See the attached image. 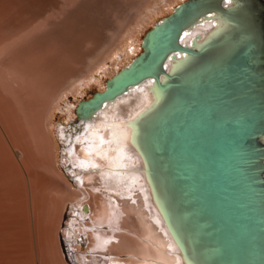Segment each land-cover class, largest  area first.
Listing matches in <instances>:
<instances>
[{"label":"bare ground","instance_id":"bare-ground-1","mask_svg":"<svg viewBox=\"0 0 264 264\" xmlns=\"http://www.w3.org/2000/svg\"><path fill=\"white\" fill-rule=\"evenodd\" d=\"M47 1L36 0L34 5L31 4L33 0H26L25 7L21 4V9L14 11L0 6V99L5 104L9 102L8 109L14 117L10 119V110L7 113L0 107V122L9 132L13 130L15 122L30 131L31 125L35 133H39L43 119L39 117L41 122L31 119L28 109L35 104L33 112L38 118L41 104L47 102V97L55 95L65 83V86L68 85L66 88L70 85V88H74L73 92L79 95L87 91L85 88L90 89L92 81L105 87L107 81L102 80L101 72L107 69V61L92 71L89 69L93 63L90 62L92 52L99 51V48L103 52L107 50L104 59L112 61L114 70L126 55L128 63H124L127 66L137 47L141 46V33H145L146 26L158 21L163 13L174 9L181 0H69L76 2L73 4L75 6L60 17L62 21L59 24L51 25L47 32L27 38L31 30L29 19L37 18ZM221 4L232 9L233 14H197L177 36L179 44L191 48L218 40V45L195 64L201 63L193 73L199 78H204L208 70L219 66L247 41H259L260 9L257 4L238 5L234 0H221ZM103 8L122 9L120 15H116L114 27L105 28L110 18L106 17ZM22 12L27 14L26 18L25 15L20 17ZM83 43L92 45V48L83 50ZM190 64L189 55L179 51L168 52L161 62L168 74L185 70ZM85 67L91 71L88 72ZM159 80H164V76L160 75ZM262 87L264 79L253 91L258 92ZM33 89L46 99L39 100L33 94ZM261 96L264 99V92H261ZM167 97L168 93L159 90L154 79L148 77L92 108L81 109L78 125L69 124L67 127L58 124L56 133L61 136V157L64 160L62 173L73 190L80 191L78 201L71 204L70 220L64 230L67 234L63 235L64 238L61 236L67 248V257L74 264L77 261L69 248L72 233L76 230L74 225H81L78 217L85 220L92 213V196L86 190L96 185H100L99 192L104 189L117 199L130 197L136 202L131 204L127 200L136 214L144 243V247L132 254L135 264H230V258L216 252L213 244L204 238L199 226L200 219L196 218L184 190L173 177L171 159L156 149L154 116ZM258 140L264 146V133ZM24 146V143H20V149L26 152ZM73 152L77 154L76 158L72 156ZM39 179L43 188L46 185L56 187V182L53 183L48 177L39 176ZM84 227L90 230L93 226ZM43 240L39 236L42 257L49 252L46 253L48 246ZM110 261V264H114V257Z\"/></svg>","mask_w":264,"mask_h":264},{"label":"water","instance_id":"water-1","mask_svg":"<svg viewBox=\"0 0 264 264\" xmlns=\"http://www.w3.org/2000/svg\"><path fill=\"white\" fill-rule=\"evenodd\" d=\"M234 1L258 5V42L247 41L204 78L193 75L218 40L184 46L177 42L181 29L197 14L231 16L233 10L221 0H184L144 34L141 52L78 109L153 78L168 93L154 116L156 149L171 159L173 177L200 219L204 238L230 264H264V146L258 140L264 133V87L253 91L264 79V0ZM176 51L189 55L190 67L168 74L161 62ZM58 241L64 260L74 264L61 236Z\"/></svg>","mask_w":264,"mask_h":264},{"label":"rangeland","instance_id":"rangeland-1","mask_svg":"<svg viewBox=\"0 0 264 264\" xmlns=\"http://www.w3.org/2000/svg\"><path fill=\"white\" fill-rule=\"evenodd\" d=\"M28 1L32 2V0ZM35 1L33 0L31 4L35 5ZM183 1L181 0L180 3ZM44 3L47 5H42L43 8L40 15H37V18L29 19L31 30L27 33V38L35 34L39 35L42 32H47L50 27L59 24L62 21L60 17H63L65 13L71 10L75 6L73 4L76 2L49 0ZM21 4L25 7L26 0H0V6L12 8L13 11L14 9L19 10ZM122 7L125 6L123 5ZM103 9L106 17L110 18L107 20L105 28H111V25L114 27L116 15H120L122 9H118V11L113 8ZM172 11L173 9H169V11L163 13L159 20ZM23 12L20 17L22 18L25 15L24 18H26L27 14ZM155 23L147 25L145 33ZM145 33H141V38H143ZM82 46L83 50L92 48V45H88V43H83ZM141 50V46L137 47L131 60ZM94 53H96V56ZM106 56L107 50L105 49L104 52L100 48L97 52L93 51L91 54V58H93H90V62L93 63L90 65L91 68L89 67L93 71L94 67L96 68L103 61H107L105 65L107 68L105 70L107 71L104 70L106 73L104 71L101 72L102 80L105 82L128 63L125 59L126 55H124L122 57L123 63L121 62L120 66L114 70L112 61L104 59ZM96 57L97 59H95ZM69 61L67 62L68 64ZM70 64L73 65L71 62ZM87 65H89V61ZM87 67H85V70ZM91 70L88 71L87 68L88 72ZM66 84L62 85V88ZM67 86L63 89L60 87L54 93L55 95L47 97L49 98L47 99L49 102L41 104L39 113L37 112L40 114L38 118L33 112L35 104H32L33 107L28 109L31 119L35 121L38 119L40 122L43 119L39 128L41 133H35L31 125L29 128L32 132L26 130L24 127L25 131L22 130L20 122V124L16 123L17 126L15 122L14 124L11 123V125L13 124V130L9 132L0 122V264H48L50 262L52 264H68L63 258L58 238L67 234L64 230H66V224L70 220L71 204L78 201L80 191L73 190L70 181L62 173V162L64 160L61 157V136H57L56 131L58 124L60 126L67 125V127H69V124H73V126L78 125L81 120L79 118V103L89 99L95 92L103 90L104 87L92 81L90 89L85 88L88 92L86 91L79 95L73 92L74 88H70V85L66 88ZM35 89H33L35 91L33 94H36L39 100L41 98V101H43V98L46 99L41 93H36ZM0 101L3 103H0L2 105L0 107L3 108L4 112L9 111V102L5 104L6 102L3 100L0 99ZM72 110L74 112L68 113V111ZM9 113H11V110ZM42 113L44 114L42 115ZM11 115L12 113L9 115L10 119L13 117ZM33 120L32 122H35ZM20 143L26 145L24 146L26 147V152L20 149ZM72 156L76 158L77 154L73 152ZM39 176L48 177L53 183L56 182V187L58 186V188L48 187L47 185L43 188ZM98 178L100 177L98 176ZM99 187L100 185L87 187L86 191H89L92 196V213L85 220L77 218L82 223L78 226L74 225L76 230L72 233V245L70 244L71 246L68 247L72 251L77 264H110L112 263L110 261L112 257L115 259V262L113 261L114 264H135L132 254L144 247V243L141 239L136 214L134 211L132 212L127 200L131 204H136V202L133 201L134 198L130 197L129 199L127 197L125 199H117L113 194L104 189L99 192ZM58 189L59 191H57ZM83 202L85 203V201ZM85 206L87 208V205ZM77 220L76 222H79ZM83 225H90L94 228L92 227L93 229L89 230ZM39 236H42V239L44 238L43 241L48 246L46 253L49 252L46 254L47 257L46 255L44 256L45 260H47L46 262H44V257L41 255L42 249L39 246Z\"/></svg>","mask_w":264,"mask_h":264}]
</instances>
